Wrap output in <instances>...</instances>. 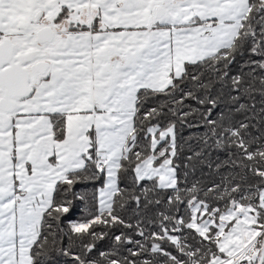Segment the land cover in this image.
Listing matches in <instances>:
<instances>
[{
  "label": "snow or ice",
  "instance_id": "obj_1",
  "mask_svg": "<svg viewBox=\"0 0 264 264\" xmlns=\"http://www.w3.org/2000/svg\"><path fill=\"white\" fill-rule=\"evenodd\" d=\"M0 264H264V0H0Z\"/></svg>",
  "mask_w": 264,
  "mask_h": 264
}]
</instances>
